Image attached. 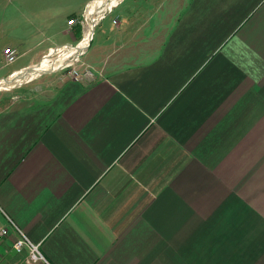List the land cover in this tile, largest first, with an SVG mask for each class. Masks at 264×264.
<instances>
[{"label": "crops", "instance_id": "crops-1", "mask_svg": "<svg viewBox=\"0 0 264 264\" xmlns=\"http://www.w3.org/2000/svg\"><path fill=\"white\" fill-rule=\"evenodd\" d=\"M92 1L0 0V80L89 21L97 72L0 106V208L44 258L10 228L0 264H264V0Z\"/></svg>", "mask_w": 264, "mask_h": 264}, {"label": "rangeland", "instance_id": "rangeland-1", "mask_svg": "<svg viewBox=\"0 0 264 264\" xmlns=\"http://www.w3.org/2000/svg\"><path fill=\"white\" fill-rule=\"evenodd\" d=\"M75 23L79 24L78 19H76ZM86 28L87 27H85L84 31L86 30ZM96 34H97V31H96ZM81 37L82 35L78 38V40L75 43H73L72 45L69 44L68 46H74L81 39ZM92 38L93 36L91 37V39ZM95 41L96 39L92 41V46L90 47V49L94 47ZM87 47L88 46H86L83 50H80L81 51L79 52L80 54L77 53L78 55H75V57L71 55L69 59H66L64 60V62H62L61 66L55 69L39 71L36 76L31 77L29 79L27 78L26 80H22L20 83H16L11 88L1 89L0 90V106L4 105L5 102L10 98L12 94L37 95V94L42 93L45 90H48L49 88L52 89V87H54L58 82L64 79H69V78L74 79L73 78L74 70L83 71L84 68L90 67L95 71L94 67L86 63L85 52H86ZM56 55H57V50H54V52L51 54L50 57L54 58Z\"/></svg>", "mask_w": 264, "mask_h": 264}, {"label": "bare ground", "instance_id": "bare-ground-1", "mask_svg": "<svg viewBox=\"0 0 264 264\" xmlns=\"http://www.w3.org/2000/svg\"><path fill=\"white\" fill-rule=\"evenodd\" d=\"M108 3H110L111 5L112 3H115V0H110ZM102 4H104V0H93L88 5L87 15H89V13H93L94 11L96 12L95 9L100 8ZM93 23L91 21L87 23L88 25L84 32L83 38L79 40L74 46H62L56 49L53 48L51 52H49V54L43 56L36 64L32 65L30 68L22 69L19 71L14 70V72H12L6 79H1L0 90L3 88L4 89L11 88L16 83H20L22 80H26L27 78L29 79L31 77H34L38 74L39 71L55 69L61 66L62 62H64V60L66 59H69L71 55L73 57H75V55H78L77 53L81 52L80 50H83L88 44V41L92 35ZM54 50H57V55L54 58H51L50 56L54 52Z\"/></svg>", "mask_w": 264, "mask_h": 264}, {"label": "built area", "instance_id": "built-area-1", "mask_svg": "<svg viewBox=\"0 0 264 264\" xmlns=\"http://www.w3.org/2000/svg\"><path fill=\"white\" fill-rule=\"evenodd\" d=\"M75 22V18H69L67 20V24L69 25H72ZM78 22L80 23L81 21L78 20ZM2 54L5 62L7 63L14 61L17 56L16 50L9 46L3 48ZM95 73L97 72L94 71L92 68L86 67L83 71L74 70L73 78L75 80L92 79L95 77ZM0 211L6 219V223L0 222V240L3 239L8 234L9 229L12 228L17 235V237L12 242V248L16 251H20L23 248H26L28 250V256L25 259V262L29 263L44 260L43 255L38 249V245L32 243L30 239L24 234V232L11 220V218L1 208Z\"/></svg>", "mask_w": 264, "mask_h": 264}, {"label": "water", "instance_id": "water-1", "mask_svg": "<svg viewBox=\"0 0 264 264\" xmlns=\"http://www.w3.org/2000/svg\"><path fill=\"white\" fill-rule=\"evenodd\" d=\"M90 39H91V38H90ZM90 39H89V40H90Z\"/></svg>", "mask_w": 264, "mask_h": 264}]
</instances>
